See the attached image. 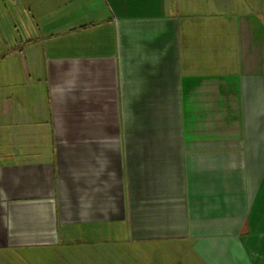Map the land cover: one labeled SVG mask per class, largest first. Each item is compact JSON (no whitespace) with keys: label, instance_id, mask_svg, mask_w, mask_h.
I'll use <instances>...</instances> for the list:
<instances>
[{"label":"crops","instance_id":"crops-1","mask_svg":"<svg viewBox=\"0 0 264 264\" xmlns=\"http://www.w3.org/2000/svg\"><path fill=\"white\" fill-rule=\"evenodd\" d=\"M222 1L0 0V264L108 223L151 264H264V41Z\"/></svg>","mask_w":264,"mask_h":264},{"label":"rangeland","instance_id":"rangeland-1","mask_svg":"<svg viewBox=\"0 0 264 264\" xmlns=\"http://www.w3.org/2000/svg\"><path fill=\"white\" fill-rule=\"evenodd\" d=\"M221 3V11L227 15L228 31L231 30L230 28H236V25L239 27L245 19H251L257 31L255 33L256 38L264 41V7H261L255 0H223ZM197 8L195 6V9ZM1 20L6 21L8 18L3 17ZM12 47L11 40L7 41L4 47H0V53L5 57L0 59V73H15L18 67L16 65L17 56ZM103 199L105 200V198ZM101 201L99 202L101 203ZM68 205L71 207L74 205V201L70 200ZM76 229L77 234L67 238L62 243L60 257H56L54 249H51L50 261L44 260V264H151L153 261L152 249L145 251L146 249L137 244L123 242L121 224H95L93 225V232L97 229V235L89 233L91 226L82 225ZM107 230L113 231V235ZM16 262L18 261L14 258L12 264ZM23 263L25 264V262Z\"/></svg>","mask_w":264,"mask_h":264}]
</instances>
